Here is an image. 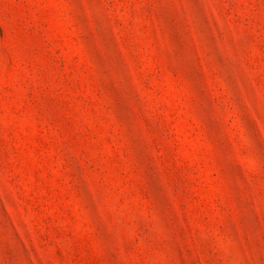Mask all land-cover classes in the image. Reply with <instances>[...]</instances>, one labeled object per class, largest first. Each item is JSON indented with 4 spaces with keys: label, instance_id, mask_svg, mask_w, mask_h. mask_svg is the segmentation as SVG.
<instances>
[{
    "label": "rangeland",
    "instance_id": "1",
    "mask_svg": "<svg viewBox=\"0 0 264 264\" xmlns=\"http://www.w3.org/2000/svg\"><path fill=\"white\" fill-rule=\"evenodd\" d=\"M0 264H264V0H0Z\"/></svg>",
    "mask_w": 264,
    "mask_h": 264
}]
</instances>
